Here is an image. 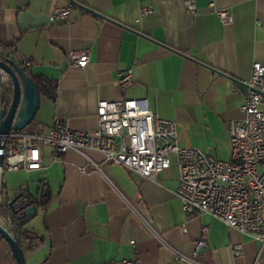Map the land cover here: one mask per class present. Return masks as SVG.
<instances>
[{"label":"crops","instance_id":"0c3cea01","mask_svg":"<svg viewBox=\"0 0 264 264\" xmlns=\"http://www.w3.org/2000/svg\"><path fill=\"white\" fill-rule=\"evenodd\" d=\"M73 1L105 18L68 0H0V45L15 42V62L20 64L19 57L33 61L31 74L55 84L53 99L40 95L38 111L24 130L47 132L57 117L72 130L95 131L98 101L146 99L159 117L175 123L179 146L229 160L228 123L244 117L242 82L253 62L264 64V0H196L195 15L181 0ZM210 2L228 9L233 24L223 26ZM68 6L67 20H49L55 9ZM149 6L153 12L138 20L139 9ZM82 49L89 51L87 65L68 67V54ZM0 53L8 51L0 48ZM130 67L133 83L122 92L116 75ZM88 156L100 171L87 166L81 173L83 157L67 152L53 159L44 148L43 169L4 174L6 204L22 189L45 202L24 226L39 241L32 249L28 241L21 243L26 264H121L125 259L195 264L176 261L171 249L192 257L202 227H207V247L196 262L255 261L259 242L208 215L186 218L174 195V156L154 179L103 163L98 153ZM235 244L242 246L237 258L231 254ZM0 264H15L1 236Z\"/></svg>","mask_w":264,"mask_h":264},{"label":"built area","instance_id":"2783aa9c","mask_svg":"<svg viewBox=\"0 0 264 264\" xmlns=\"http://www.w3.org/2000/svg\"><path fill=\"white\" fill-rule=\"evenodd\" d=\"M187 13H197L196 0H181ZM209 9L223 26L233 24V16L226 8ZM71 7H60L49 16L50 21H64L70 16ZM153 9L141 7L138 20L150 15ZM89 61L88 49L71 51L68 67L84 68ZM21 67L30 72L33 61L19 57ZM116 81L122 92L133 83V67L118 72ZM246 88L240 110L243 119L228 123L229 160L217 158L195 149L181 147L177 141L176 125L163 119L151 109L146 99L101 100L96 104L97 129L77 131L65 121L55 117L47 132L30 133L11 131L5 138L3 162L0 167V209L6 205L3 177L8 172L23 169L39 171L42 166V149L56 155L74 152L87 163L79 170L87 172V166L100 171V166L88 156L89 152L101 155L103 163L120 165L145 179H154L169 168L170 156H174L177 187L174 195L188 220L208 215L221 221L226 227L237 230L260 243V249L252 264H264V64L253 62L249 78L242 82ZM23 204L28 198L21 191ZM0 224L5 219L0 216ZM184 229V227H182ZM207 247V227H202L192 257L173 249L176 261L195 263L194 257ZM234 258L242 255V246H231ZM121 264H141L139 259H125Z\"/></svg>","mask_w":264,"mask_h":264},{"label":"water","instance_id":"95a60500","mask_svg":"<svg viewBox=\"0 0 264 264\" xmlns=\"http://www.w3.org/2000/svg\"><path fill=\"white\" fill-rule=\"evenodd\" d=\"M69 3L87 13L94 16L105 18L103 15L87 8L79 3L68 0ZM0 74L6 76L11 85V97L7 104L2 103L0 107V167L3 162V150L5 147V138L11 131H22L33 120L39 108L40 94L32 81L31 76L26 72L20 64L12 60L0 59ZM47 189L44 190V196L47 197ZM27 200L22 205L17 206V203L22 200L21 193H18L14 198L5 205L10 212L18 216L23 222L28 223L36 216L38 207L29 205ZM31 199V198H30ZM9 219L7 218L8 221ZM0 236L7 243L15 264H26L22 248L16 237L5 226L0 224Z\"/></svg>","mask_w":264,"mask_h":264},{"label":"trees","instance_id":"16d2710c","mask_svg":"<svg viewBox=\"0 0 264 264\" xmlns=\"http://www.w3.org/2000/svg\"><path fill=\"white\" fill-rule=\"evenodd\" d=\"M14 44L15 42H9V43L0 45L1 49H5L8 51V53H0L1 60H12L15 62L14 58L11 57L14 52L13 51ZM29 75L31 76L32 81L34 82L39 94L48 96L50 99H53L55 84L43 76L32 75L31 72H29ZM10 91H11V85H8V87H3L0 85V92H2V95H3L2 103L7 104L9 102L10 94H11ZM6 92H7V95L4 98ZM27 203L29 205H35L37 207H43L45 205V202H42V201L37 202L30 198L27 201ZM0 216H2L5 220H7V218L10 220V223L9 224L7 223L6 226L9 227V231L16 237L20 246L23 241H28L30 243V249L38 245L39 241H37L38 238L36 234L25 229L24 228L25 222H23L21 219H18L17 215L12 214L8 207L4 206L0 209Z\"/></svg>","mask_w":264,"mask_h":264},{"label":"rangeland","instance_id":"374dc122","mask_svg":"<svg viewBox=\"0 0 264 264\" xmlns=\"http://www.w3.org/2000/svg\"><path fill=\"white\" fill-rule=\"evenodd\" d=\"M4 77V75H1V78H3ZM6 77V76H5ZM1 78H0V85L1 86H3V87H8V85H10V83H9V80H7V82L6 81H4V82H2V80H1ZM7 78V77H6ZM8 79V78H7ZM172 157V155L170 156V158Z\"/></svg>","mask_w":264,"mask_h":264}]
</instances>
